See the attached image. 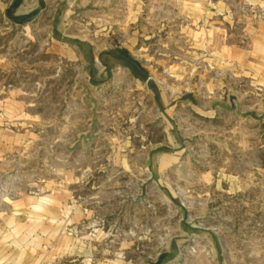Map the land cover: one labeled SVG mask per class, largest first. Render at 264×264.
I'll list each match as a JSON object with an SVG mask.
<instances>
[{"label": "rangeland", "instance_id": "374dc122", "mask_svg": "<svg viewBox=\"0 0 264 264\" xmlns=\"http://www.w3.org/2000/svg\"><path fill=\"white\" fill-rule=\"evenodd\" d=\"M154 2L134 23L120 0H26L21 27L0 11V249L264 264V75Z\"/></svg>", "mask_w": 264, "mask_h": 264}, {"label": "crops", "instance_id": "0c3cea01", "mask_svg": "<svg viewBox=\"0 0 264 264\" xmlns=\"http://www.w3.org/2000/svg\"><path fill=\"white\" fill-rule=\"evenodd\" d=\"M25 1L6 0L0 2V11L7 16L12 24L18 27L24 26L28 21L27 15L21 13L20 8ZM154 1L120 0L119 4L132 12L131 15L134 14V18H131V22L134 23V21H138L139 11L143 7H154ZM16 2L18 3L17 6ZM177 4L182 22L186 23V27L189 24L194 26L193 34L196 38H207V42L214 45V55L226 60L231 66L234 65V67L254 72L260 76L264 75V22L258 17H253L252 14H249V16L242 14V8L246 7H252L257 12L258 10L264 11V0H178ZM161 6L169 8L171 2L163 0ZM8 12H10L11 18ZM12 17L15 20H12ZM241 22L244 24L247 38L246 46L237 45L241 42L238 37L240 35L233 31L234 25ZM19 205H21V202ZM15 232L17 234L21 233L19 227L16 228ZM34 235H36L34 240L37 241L36 229H34ZM1 244L5 248L0 249V264H34L31 259L37 253L35 250H28L23 245V241L17 245L14 244V246L7 245L4 240ZM28 251L31 253L29 254L30 260H27Z\"/></svg>", "mask_w": 264, "mask_h": 264}, {"label": "trees", "instance_id": "16d2710c", "mask_svg": "<svg viewBox=\"0 0 264 264\" xmlns=\"http://www.w3.org/2000/svg\"><path fill=\"white\" fill-rule=\"evenodd\" d=\"M17 4L18 3L16 2V6H17ZM36 14H37V12H33L32 14H30L29 16H27V20H29L31 17H34ZM8 15L11 18L10 12H8ZM12 20H15V18L12 17ZM116 53H119L120 56H123V57L125 56V57L129 58L130 62H132V63L134 62V60H132V57H130V54H129V52L127 50H125V49L117 50ZM133 65H135L133 67H137L138 66L137 62H134ZM131 67H132V65H131Z\"/></svg>", "mask_w": 264, "mask_h": 264}, {"label": "built area", "instance_id": "2783aa9c", "mask_svg": "<svg viewBox=\"0 0 264 264\" xmlns=\"http://www.w3.org/2000/svg\"><path fill=\"white\" fill-rule=\"evenodd\" d=\"M242 14L246 15V16H249V14H252L253 17H258L259 19H261L264 22V11H262V10L261 11L258 10V12H257L252 7H246V8H242Z\"/></svg>", "mask_w": 264, "mask_h": 264}]
</instances>
